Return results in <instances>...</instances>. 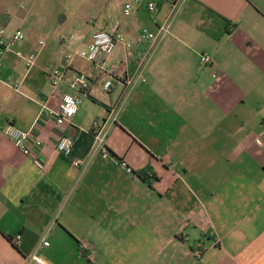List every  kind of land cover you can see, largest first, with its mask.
I'll return each mask as SVG.
<instances>
[{"label": "crops", "instance_id": "1", "mask_svg": "<svg viewBox=\"0 0 264 264\" xmlns=\"http://www.w3.org/2000/svg\"><path fill=\"white\" fill-rule=\"evenodd\" d=\"M150 1L127 16L133 0H117L121 14L100 30L123 33L134 45L127 52L118 46L99 63L79 53L51 56L64 73L57 88L44 65L47 48L31 70L5 57L0 264H264V0H183L146 82L126 95L120 78L136 71L141 29L158 31L171 13L167 0L149 13ZM36 49L30 41L17 48ZM203 55L212 62L203 64ZM80 73L91 87L58 129L59 102L79 96L70 84ZM9 124L36 128L43 142L36 157L8 138ZM102 130L132 175L102 158ZM59 133L74 141L69 157L56 150ZM43 239L48 247H40Z\"/></svg>", "mask_w": 264, "mask_h": 264}, {"label": "built area", "instance_id": "2", "mask_svg": "<svg viewBox=\"0 0 264 264\" xmlns=\"http://www.w3.org/2000/svg\"><path fill=\"white\" fill-rule=\"evenodd\" d=\"M157 1L151 0L147 3V10L149 13H154L157 9ZM171 5V13L166 20V22L159 28L158 31L154 32L147 28L141 29L136 44L140 48V55L137 62L136 71L130 75L121 77L123 80L125 88L127 89V94L132 93L138 86L139 82H146L143 74L153 57L156 53L159 45L168 37L171 28V22L173 16L179 10L183 0H167ZM143 0H133V2L125 5V14H131L135 9L139 8ZM26 34L21 29H16L12 33H8L7 28L0 26V69L3 66L4 59L8 55L14 54L17 58L23 60L25 68L31 70L34 68L37 60V55L34 52L24 53L17 50L20 44L26 41ZM41 46H44V42H40ZM118 46H122L125 52L133 48V44L126 40V37L121 32L109 33L106 31H98L92 35L90 43L87 48L79 53L82 59L90 63H99L103 57L112 55ZM201 62L203 64H209L212 62L211 57L203 55L201 57ZM117 72V69L112 70V74ZM51 86L53 88L59 87L64 79V73L60 69H52L49 73ZM114 86L112 80L107 81L104 85L105 91H110ZM71 89L79 93V96H73L66 94L62 97L58 105V113L56 117V126L61 129L65 124L70 123L75 115L78 113L82 97L89 91L91 87V81L89 77L83 73H80L70 84ZM51 115H55L50 112ZM117 111L114 112V117L116 118ZM98 126V122L96 123ZM6 135L17 148L26 156L36 157V151L42 147L43 142L41 141L36 128L33 127L28 131H23L12 124H9ZM107 139L106 131H99L96 133V149L101 150V155L104 160L109 161L113 166L121 169L125 173L132 175L134 173L133 169L128 165V163L111 154L106 148L105 143ZM260 143L259 141H257ZM74 141L73 139L59 133L56 150L59 154L64 157H69L73 153ZM82 162L76 161L74 166L79 168ZM49 242L43 239L40 247H48ZM82 251L88 250L87 245L81 246ZM37 262H41L40 258L35 257Z\"/></svg>", "mask_w": 264, "mask_h": 264}, {"label": "rangeland", "instance_id": "3", "mask_svg": "<svg viewBox=\"0 0 264 264\" xmlns=\"http://www.w3.org/2000/svg\"><path fill=\"white\" fill-rule=\"evenodd\" d=\"M118 14L121 10L117 0H0V26L7 28L8 33L18 28L25 32L26 41L19 49L27 41L37 44L36 55L40 49L47 48L44 65H49L51 70V56L80 53L89 44L90 32L108 30V22ZM64 36L69 38L66 43L62 42ZM40 41L45 43L44 47L38 45ZM39 85L45 88L44 83L32 87L36 89Z\"/></svg>", "mask_w": 264, "mask_h": 264}]
</instances>
